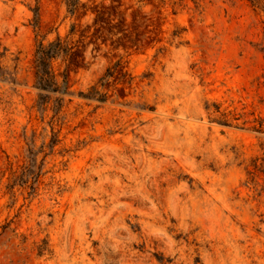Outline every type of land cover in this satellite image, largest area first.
<instances>
[{
	"label": "rangeland",
	"instance_id": "obj_1",
	"mask_svg": "<svg viewBox=\"0 0 264 264\" xmlns=\"http://www.w3.org/2000/svg\"><path fill=\"white\" fill-rule=\"evenodd\" d=\"M263 166L264 0H0V264H264Z\"/></svg>",
	"mask_w": 264,
	"mask_h": 264
},
{
	"label": "trees",
	"instance_id": "obj_2",
	"mask_svg": "<svg viewBox=\"0 0 264 264\" xmlns=\"http://www.w3.org/2000/svg\"><path fill=\"white\" fill-rule=\"evenodd\" d=\"M72 4V3H70ZM54 46L50 45L48 48H44L40 46L38 49V77H39V84L41 88H48L50 87V80L48 76V69H47V59L53 56ZM257 166V165H256ZM264 171V166H263Z\"/></svg>",
	"mask_w": 264,
	"mask_h": 264
}]
</instances>
